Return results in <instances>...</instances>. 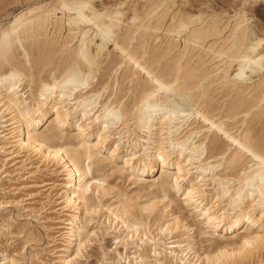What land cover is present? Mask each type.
I'll return each instance as SVG.
<instances>
[{
  "label": "bare ground",
  "instance_id": "bare-ground-1",
  "mask_svg": "<svg viewBox=\"0 0 264 264\" xmlns=\"http://www.w3.org/2000/svg\"><path fill=\"white\" fill-rule=\"evenodd\" d=\"M185 1H35L0 21V264L93 247L92 264H264L256 0Z\"/></svg>",
  "mask_w": 264,
  "mask_h": 264
},
{
  "label": "rangeland",
  "instance_id": "rangeland-1",
  "mask_svg": "<svg viewBox=\"0 0 264 264\" xmlns=\"http://www.w3.org/2000/svg\"><path fill=\"white\" fill-rule=\"evenodd\" d=\"M35 1H45V0H0V21L1 22L7 21V18L10 17L12 13L18 12L20 8H23L27 4L33 3ZM103 1L106 2V0ZM115 1L116 0H107L106 3L111 4ZM208 3L210 4L211 7L209 6ZM239 6H240V0H189V1H185L184 4V8H186L187 10H192V9H193L192 11H196L197 9H204V10L206 9V10H215V11L222 10L228 13L230 12L233 13V11L237 9ZM247 9H248V15H250V17L252 16L250 22L253 28H255V30L260 33H264V0H256L255 2H252L249 6H247ZM35 160L36 159H34L33 157L32 161L35 162ZM158 173L159 171L157 172V174ZM50 177L51 176L47 172V170H43V172L37 174L35 180L41 182L42 180H48ZM34 190L41 192L44 191L42 190V188H34ZM50 205L51 206L55 205V203H51ZM46 214L48 215L49 213ZM36 228L39 231V237H40L39 239L41 240L40 244L42 245L46 244L48 240L46 232L39 226H37ZM4 242L5 240L2 239L1 243ZM92 252H93V256L91 257V261L89 264H92L94 262V258L98 254L95 247H93Z\"/></svg>",
  "mask_w": 264,
  "mask_h": 264
}]
</instances>
